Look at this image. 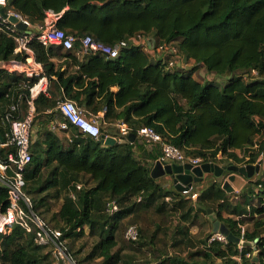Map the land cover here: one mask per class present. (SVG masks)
<instances>
[{"label": "trees", "instance_id": "trees-1", "mask_svg": "<svg viewBox=\"0 0 264 264\" xmlns=\"http://www.w3.org/2000/svg\"><path fill=\"white\" fill-rule=\"evenodd\" d=\"M9 2L33 21H41L47 10L64 11L57 25L77 37L90 35L97 41L114 45L141 33L161 43H175L182 57L188 58L186 66L168 71L162 60H153L134 47L123 49L113 60L97 56L80 62L74 50L61 53V48L46 50L38 41L31 42L36 59L43 63L50 80V97L41 95L35 101L36 118L43 115V124L36 133L37 139L33 140V158L25 178L27 182L41 179L39 188L31 193H47L32 206L42 219L40 210L48 207L50 198L65 194L59 211L52 217L62 232L61 240L75 241L86 233L97 238L89 255L77 264L99 257L100 264H118L122 260L114 252L119 245L118 233L125 232L131 224L138 226L140 237L137 242L129 243L147 248L146 252L155 258L154 262L144 264H215L219 259L222 264H238L233 259L237 255L243 264H264V171L255 187L240 192L242 204L249 211L239 210L238 205L231 206V196L217 182L200 192L196 203L187 207L188 199L181 193L163 188L151 177L146 160L154 161L157 157L136 154L139 141L106 146L101 140L81 137L66 147L51 128L53 115L43 114L44 110L55 107L56 94H63L94 113L107 107L105 120H123L135 135L140 127H153L166 142L201 156L206 162L218 154L242 162L243 158L233 152L240 149L249 156L248 163L255 164L264 153V145L256 153L249 149L254 136L264 133V0ZM14 49V40L0 34V61L10 60ZM54 58L64 59L66 68ZM190 61L195 65L187 69ZM199 66L215 77H227L228 82L220 85L198 81L195 74ZM71 67L75 71H70ZM36 81L37 78L0 71V141H7L11 136L8 122L2 120L5 111L12 103H18L20 95L24 101L21 112L26 109L28 88ZM53 87L57 93L52 91ZM147 145L155 148L157 144ZM14 151L12 146L0 147V156ZM75 183L83 184V189L77 191L73 187ZM259 184L261 187H257ZM71 189L76 191V201L69 198ZM171 195L178 199L169 208L165 198ZM255 199L258 205L253 203ZM111 200L119 206L113 214L107 211V202ZM8 203V189L0 184V212L6 210ZM215 204L217 220L240 240L254 242V246L240 249V240L226 245L214 241L207 246V241H198L191 235L190 228L197 225L201 210L207 212ZM224 212L240 216V220L225 218ZM144 213L165 216L178 213L179 218L172 217L176 223L173 238L161 226L152 232L140 228L137 223ZM126 220L130 222L128 225ZM249 220L254 221L253 230L242 233V227ZM163 231L166 239L159 237ZM200 243L205 246H199ZM160 245L192 250L188 260L168 253L161 257L160 253L165 251ZM43 250L19 227H14L9 234L0 233V264H44L47 257L41 254ZM67 250L70 253L68 246ZM253 250L258 252L257 257L247 258L246 254Z\"/></svg>", "mask_w": 264, "mask_h": 264}, {"label": "built area", "instance_id": "built-area-1", "mask_svg": "<svg viewBox=\"0 0 264 264\" xmlns=\"http://www.w3.org/2000/svg\"><path fill=\"white\" fill-rule=\"evenodd\" d=\"M0 9L5 12V15L0 12V34L7 35L15 43L13 57L8 61H0V71L29 79L37 78L34 85L28 88L29 94L24 103L26 109H22L21 112V105L24 101L22 95H20L18 103H12L2 118L4 122H8L11 136L7 141L1 140L0 147L12 146L15 151L7 153L4 157L0 156V184L7 187L9 194L8 206L4 212H0V233L9 234L14 227H19L25 236L31 237L36 245L48 251L54 264H77L67 250V240L60 239L62 232L59 229L49 228L46 221L33 211V204L25 192L27 185L25 174L27 166L31 164L33 158L35 101L41 95L50 97V80L43 63L36 59L30 45L31 42L38 41L46 50L57 48L64 51L74 50L75 56L80 62L87 57L97 56L106 60L116 59L123 49L134 47L148 54L153 60H162L163 63H166L168 71H174L177 67L186 65L182 64L183 57L175 43H161L153 36L138 33L112 45L97 41L90 35L77 37L61 30L57 23L64 11L47 10L41 21H33L29 16L10 6L9 0H2ZM11 17L18 19V22L13 23L10 20ZM18 23L23 24L25 29H20ZM77 43L79 44L78 47H76ZM20 55L22 59L17 58ZM253 74H256V72H253ZM17 113H20V115L15 117L14 114ZM55 113L57 114L51 122V128L54 132L65 133L61 140H64L69 146L81 137L101 141L102 136L105 137L103 140L110 137L108 132L102 133L99 116L87 117L84 110L75 101L67 99L63 94L56 102ZM106 113L107 107L102 108L100 114L103 118H105ZM116 128L118 141H128V137L132 134L129 124L123 120H118ZM136 136L146 144H158L160 146L161 155L157 160L161 162L180 165L191 164L193 167L206 163L203 157L189 155L177 146L166 142L153 127H140L136 132ZM248 182H253L254 185L257 181L252 178ZM73 187L79 191L83 189V184L75 183ZM257 187H261L260 184ZM193 188L188 192H181V194L189 195L193 200H196L198 194L192 192ZM239 195L240 192L230 195V200L238 199ZM69 198L73 201L77 200L74 189L69 191ZM140 200L141 197L138 198V201ZM166 201H171V198H166ZM118 209L119 206L116 201L107 202V211L110 214L117 212ZM244 231L245 228L242 227V233ZM139 237V228L135 224L129 225L124 232V239L127 242H137ZM214 241H220L225 245L229 243L227 238L219 232L212 234L209 238V243ZM251 246H254V242ZM239 247L240 249L243 248L240 245ZM253 254L254 250L248 252L246 257L252 258L251 255Z\"/></svg>", "mask_w": 264, "mask_h": 264}, {"label": "rangeland", "instance_id": "rangeland-1", "mask_svg": "<svg viewBox=\"0 0 264 264\" xmlns=\"http://www.w3.org/2000/svg\"><path fill=\"white\" fill-rule=\"evenodd\" d=\"M66 51L61 49V53H64ZM57 59V58H56ZM58 60H63V59H58ZM189 66L191 65H195L193 61H190ZM206 69L203 66H199L197 71H196V77L198 79H200L202 82H208V81H212L215 84H220V85H224L225 83L228 82L227 77H215V76H209V74L206 73ZM52 91L56 92V89L53 87ZM57 93V92H56ZM58 96V94H56ZM43 124V115H39L36 118L34 127H33V139H37L36 137V133L38 131L39 128H41ZM102 130H105L102 128ZM260 145H264V133L260 134V135H256L253 138V145L250 146V151L251 153H256L259 150V146ZM185 152L189 155H195L194 153H188L187 150H185ZM237 154L240 158H243L242 162H237L235 161L233 158H230L228 156H224L222 154H218L215 158H211V160L213 162H215L216 164L220 165V166H227L229 164H233L236 166H246L249 165L250 163H248L249 161V156H245L244 152H240L237 151ZM208 155L210 157H213L211 155V153H208ZM248 155V154H247ZM264 159V153L259 157ZM259 160V159H258ZM255 162V164L258 163ZM254 164V165H255ZM30 169V166H27V170ZM264 171V163L261 166V172L260 174L256 175L254 178H260L262 172ZM225 176V175H224ZM220 177L217 181L218 184H221L222 179L224 178ZM46 177V176H44ZM43 178V173H42V177ZM207 178H214L213 175H208ZM207 180L201 182L199 184V187H197L198 189H200L201 191L206 190L209 188L208 184H207ZM41 183V179H35L34 181L31 182H27L26 185V189L25 192L27 193V195L29 196L32 204H34L35 202L38 201L39 198H41L42 196L46 195L47 193L44 194H35V192L31 191H35L36 189L39 188V185ZM214 184L213 182L210 184V186ZM255 187L253 184H250L245 190H248L249 188H253ZM246 197H248V195H246ZM65 198V194L62 193L60 196L58 197H52L50 198V200L48 201V207H43L41 208L40 212H41V216L45 219L48 227H50L51 229H58L56 227V220H52V217L54 214H56L61 205L62 202ZM178 198H173L172 201H170L169 203H167V206L173 207L172 204H174L175 201H177ZM188 203H186V206L188 207L191 203H196V201H193V199H188L186 200ZM167 202V201H166ZM243 200L242 197H238V199H233L230 201L231 206H235L238 205L239 210H242L244 207H246V205L242 204ZM239 203V204H238ZM256 205H258V200L255 199L254 202ZM206 207V206H205ZM214 209H211L212 211L210 213H208V211L206 212L204 209L201 210V215H199V217L197 218L198 220H196V223L198 226H201L200 224L203 223V220L206 217L208 226L212 227V224L214 223L215 220H217V206L216 204L213 206ZM48 210V213L46 212ZM215 210V211H214ZM226 215H228L227 213H225ZM172 217H176L179 218L180 215H177L175 213L173 214H169V216H165V215H155L153 213H144L142 215H140V221L137 223L139 225L140 228H143L145 230H149V232L152 230H155L156 226H161L163 228V230L165 229L167 233V236H169L170 239L173 238L174 236V231L173 229L175 228L174 224H173V218ZM257 218V217H256ZM240 220V219H239ZM126 224L128 225L130 222L128 220L125 221ZM253 223L254 221H246L244 224V228L246 231H251L253 230ZM205 225V223H203ZM202 224V225H203ZM88 227L86 228V231L88 232ZM124 231V230H123ZM214 234V233H212ZM163 236L166 239V235L164 234V231L161 232V234L159 233V237ZM162 238V240L164 239ZM118 239H119V245L118 247L114 250V252L116 253L118 258H121L122 260L118 263V264H144L145 262H154L155 258L153 257V254H151L150 252H146L147 248L143 247H138L137 244H131L129 242H127L124 239V232H119L118 233ZM97 238H93L91 236H89L87 233L85 236L81 237L80 239H77L75 241L68 239L67 240V246L70 249V255L72 256L73 260L78 263V262H82L83 260H85V258L89 255L93 245L96 243ZM253 242H245L244 240L240 241V246L244 247L246 245H252ZM255 244V243H254ZM163 245V244H162ZM160 245V248L162 249L161 257L166 255L168 252V247H164ZM138 247V250L135 249ZM184 251L186 250H181L180 252L184 253ZM69 252V251H68ZM43 257H47L46 260H43L44 264H54V261L52 259V256L48 253V251L43 250L42 253ZM258 252H254L253 255H251V257H257ZM220 260V259H219ZM219 260H217L215 262V264H222ZM102 261V258H96L93 260H86L84 261L82 264H100ZM241 263V261H240Z\"/></svg>", "mask_w": 264, "mask_h": 264}, {"label": "water", "instance_id": "water-1", "mask_svg": "<svg viewBox=\"0 0 264 264\" xmlns=\"http://www.w3.org/2000/svg\"><path fill=\"white\" fill-rule=\"evenodd\" d=\"M0 12L5 15L3 9H0ZM10 20L13 23L18 22V19H16L15 17H11ZM18 26L20 29H25V26L23 24L18 23ZM187 62L188 58L184 56L182 64L186 65ZM186 68L189 69L190 66H187ZM104 138L105 137L102 136V142L106 146L115 145L116 143H118L117 138L110 136L103 140ZM135 138L136 135L132 133L128 137V140L133 142ZM263 163L264 159L259 158L257 164H249L241 167L233 164L220 166L212 162H206L200 166L193 167L191 164L180 165L156 160L153 167L148 168V171L150 172L151 177L155 180L166 175L171 176L175 184V188L179 192L190 191L193 188L194 184L203 182L205 176L213 175L214 177L219 179L220 177H223L225 171H227L228 174H226L224 178H221L223 179L221 181V189L225 191L226 194L232 195L242 191L248 180L260 174L261 166ZM211 211V209H208V213H210ZM217 232L224 235L229 243H238L240 240L229 230V228L224 223L220 222L219 220H215L213 223V233Z\"/></svg>", "mask_w": 264, "mask_h": 264}, {"label": "crops", "instance_id": "crops-1", "mask_svg": "<svg viewBox=\"0 0 264 264\" xmlns=\"http://www.w3.org/2000/svg\"><path fill=\"white\" fill-rule=\"evenodd\" d=\"M55 62L57 63V64H61V66H63V69L64 68H66V64H67V62L63 59V60H58V59H55ZM69 70L70 71H75V69L74 68H69ZM207 73V72H206ZM208 74V73H207ZM209 76H214V75H212V74H209ZM195 78L198 80V81H201L200 79H198L197 77H196V75H195ZM202 82V81H201ZM114 91H117V88H114ZM61 96V95H60ZM60 96H56V102H57V100H58V98L60 97ZM81 107V106H80ZM55 108H56V105H55V107H53V108H49V109H46V110H44L43 111V114H51V115H53V118L55 119V117H56V113H55ZM83 110H84V112H85V115L87 116V117H89V118H91L92 116H99V122H100V124H101V130H102V128L103 129H105V131H107L109 134H110V136L111 137H114V138H117L116 137V135H117V128H116V122L117 121H108V120H105V118H103V116L100 114V111L102 110V109H100L98 112H96V113H94L90 108H86V107H84V106H82L81 107ZM59 117H60V115H59ZM61 118V117H60ZM2 125V124H1ZM55 134L60 138V139H62L63 137H64V135H65V133H62V132H55ZM36 137H37V134H36ZM139 141L140 142V144L138 145V147L136 146L135 147V151H136V154H143V153H149L150 154V156H153V157H157V159H158V157L160 156V153H161V151H160V146L157 144V145H155V148H153V146H148L141 138H139V137H136L135 139H134V141ZM62 141V143L66 146V147H68L69 145H67L65 142H64V140H61ZM133 141V142H134ZM119 142V141H118ZM237 151H240V152H242L240 149H236V150H233V152H235L236 154H237ZM238 155V154H237ZM156 159V160H157ZM156 160H152V159H147L146 161H147V163L149 164V167H153V165L155 164V162H156ZM255 181H257V180H259V178H253ZM158 180V183H160L161 184V186L163 187V188H165V189H167V190H173V191H175V192H177V193H181V192H179L176 188H175V184H174V182H173V179H172V177L171 176H169V175H166V176H164V177H162V178H159V179H157ZM205 180H207L208 182H207V184H208V186H210V184L213 182H216V180H215V178H205L204 179V181ZM253 183V182H252ZM199 184L200 183H198V184H196V185H194V188H193V193L195 192V193H197L198 195H199V193L200 192H202L200 189H198L197 187H199ZM251 184V182L249 183V182H247L246 183V185H245V187L242 189V191L243 190H245L249 185ZM204 191V190H203ZM241 192V191H240ZM182 195V197L183 198H185V199H192L189 195H183V194H181ZM168 197H170L171 198V201L173 200V198L175 197L174 195H171V196H167L166 198H168ZM166 198H165V201H166ZM198 198V197H197ZM197 200V199H196ZM196 200H193V201H196ZM170 202V201H169ZM169 202H167V203H169ZM244 209L245 210H247V211H249V207L248 206H246V207H244ZM217 212V211H216ZM225 213H227V212H224L223 213V216L225 217V218H233L234 220H236V221H238L239 219H240V216H237V215H231V214H228V215H226ZM202 214V213H201ZM200 214V215H201ZM243 216H246V215H243ZM203 223H205V225L203 224ZM203 225L202 224H200L201 226H198V225H194V226H192L191 228H190V233H191V235L196 239V240H198V241H207V246L208 245H210V243H209V238L207 239V237H208V235L209 234H212L213 233V224H212V227L210 226H208V224H206L207 223V220H206V217H205V219L203 220ZM174 225H176V223H173ZM207 239V240H206ZM240 245V244H239ZM199 246H201V247H204L205 246V244L203 243H200V245ZM240 248V247H239ZM184 250H186V249H184ZM192 249L191 248H188L187 249V251H184V253H182V252H180L181 250H179V249H177V248H170L169 249V251H168V256H181V258H184L185 260H188V253L191 251ZM233 259H235L237 262H238V264H243V262H242V258H241V256L240 255H237V256H234L233 257ZM220 262H221V260H219ZM240 261H241V263H240Z\"/></svg>", "mask_w": 264, "mask_h": 264}, {"label": "flooded vegetation", "instance_id": "flooded-vegetation-1", "mask_svg": "<svg viewBox=\"0 0 264 264\" xmlns=\"http://www.w3.org/2000/svg\"><path fill=\"white\" fill-rule=\"evenodd\" d=\"M226 174H228V172L227 171H225V173H224V175H226ZM212 176V175H211ZM208 176H205V178H207ZM214 177V176H213ZM215 178V180H216V182H218L217 180H218V178H216V177H214ZM223 180V179H222ZM194 185H196V184H194Z\"/></svg>", "mask_w": 264, "mask_h": 264}, {"label": "snow or ice", "instance_id": "snow-or-ice-1", "mask_svg": "<svg viewBox=\"0 0 264 264\" xmlns=\"http://www.w3.org/2000/svg\"><path fill=\"white\" fill-rule=\"evenodd\" d=\"M0 2H2V0H0Z\"/></svg>", "mask_w": 264, "mask_h": 264}]
</instances>
